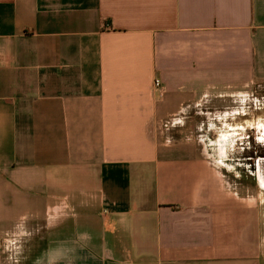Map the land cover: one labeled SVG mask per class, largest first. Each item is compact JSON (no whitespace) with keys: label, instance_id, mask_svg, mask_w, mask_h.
I'll use <instances>...</instances> for the list:
<instances>
[{"label":"crops","instance_id":"0c3cea01","mask_svg":"<svg viewBox=\"0 0 264 264\" xmlns=\"http://www.w3.org/2000/svg\"><path fill=\"white\" fill-rule=\"evenodd\" d=\"M255 82L264 0H0V264L50 232L104 264H264L255 191L172 132Z\"/></svg>","mask_w":264,"mask_h":264},{"label":"rangeland","instance_id":"374dc122","mask_svg":"<svg viewBox=\"0 0 264 264\" xmlns=\"http://www.w3.org/2000/svg\"><path fill=\"white\" fill-rule=\"evenodd\" d=\"M252 87L254 94L250 98H240L237 101L235 100V102L232 98L228 97L211 98L214 99L213 101L211 100L209 104L211 105L210 107H213V109H220L224 105H235L239 109V111L236 109L237 113L227 115L222 119L214 121H211L212 119H208L205 114L194 113L191 118L185 119L183 125L173 128L172 132L174 134L176 133L178 136L187 134L194 139H199L200 137L203 139L205 138L209 151L223 160L226 156H228L227 135L229 133L234 134L239 130V128L244 131L248 124H251L254 121H264V83L255 82ZM224 162L225 161H223V163ZM223 165L229 172L230 167L225 163ZM228 174L230 175V177H228V181L234 184L237 180L240 183L238 186L241 190L249 188L255 191L256 200L261 206L262 211H264V193L262 190L243 177H234L231 172ZM20 243L21 247H18V249L12 248L11 251L4 252L2 264H21L24 254V251L22 250L27 248L28 242L26 240Z\"/></svg>","mask_w":264,"mask_h":264},{"label":"flooded vegetation","instance_id":"af4514ba","mask_svg":"<svg viewBox=\"0 0 264 264\" xmlns=\"http://www.w3.org/2000/svg\"><path fill=\"white\" fill-rule=\"evenodd\" d=\"M227 137L228 156L220 163L228 165L234 176L251 181L264 193V121L249 123L244 131L239 128ZM55 237L51 232L33 236L28 247L22 250L24 254L21 264H49L50 257L47 259L40 256V249L56 241Z\"/></svg>","mask_w":264,"mask_h":264},{"label":"water","instance_id":"95a60500","mask_svg":"<svg viewBox=\"0 0 264 264\" xmlns=\"http://www.w3.org/2000/svg\"><path fill=\"white\" fill-rule=\"evenodd\" d=\"M77 246L75 252L71 248L69 252H58L55 246L52 252H42L40 256L50 257L49 264H104L101 258L104 252H87L82 245Z\"/></svg>","mask_w":264,"mask_h":264},{"label":"built area","instance_id":"2783aa9c","mask_svg":"<svg viewBox=\"0 0 264 264\" xmlns=\"http://www.w3.org/2000/svg\"><path fill=\"white\" fill-rule=\"evenodd\" d=\"M154 85H155L156 87H160V80L156 79V80L154 81Z\"/></svg>","mask_w":264,"mask_h":264}]
</instances>
